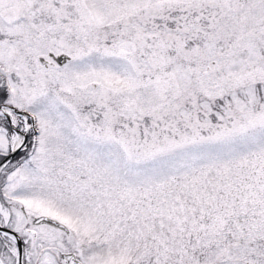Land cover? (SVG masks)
<instances>
[{
	"label": "snow or ice",
	"instance_id": "snow-or-ice-1",
	"mask_svg": "<svg viewBox=\"0 0 264 264\" xmlns=\"http://www.w3.org/2000/svg\"><path fill=\"white\" fill-rule=\"evenodd\" d=\"M0 264H264V0H0Z\"/></svg>",
	"mask_w": 264,
	"mask_h": 264
}]
</instances>
